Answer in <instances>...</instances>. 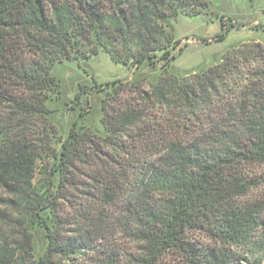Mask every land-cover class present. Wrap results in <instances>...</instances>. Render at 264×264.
Instances as JSON below:
<instances>
[{"label": "trees", "instance_id": "trees-1", "mask_svg": "<svg viewBox=\"0 0 264 264\" xmlns=\"http://www.w3.org/2000/svg\"><path fill=\"white\" fill-rule=\"evenodd\" d=\"M208 9V0H0V185L16 229L0 264L241 261L264 231V201L248 197L253 170L264 169V70L239 74L235 49L192 75L165 70L179 50L170 20ZM99 51L163 72L150 91L138 80L98 86L108 89L102 134L75 122L60 136L47 118L60 94L51 70ZM125 87L137 97L120 104Z\"/></svg>", "mask_w": 264, "mask_h": 264}, {"label": "rangeland", "instance_id": "rangeland-1", "mask_svg": "<svg viewBox=\"0 0 264 264\" xmlns=\"http://www.w3.org/2000/svg\"><path fill=\"white\" fill-rule=\"evenodd\" d=\"M208 1L207 12L197 16L179 14L176 19L170 20L172 37L174 41L179 42V50L175 52L174 59L165 69L166 72L174 75L185 73L192 75V72H200L219 62L222 56L232 49H235L238 55L236 60L240 68L239 74L253 77L257 71L264 70V55L258 56L262 49L257 47V44L264 47V0ZM13 41L12 38L8 39L10 45L14 43ZM161 72L163 71L160 65L151 67L146 64L141 70H134L114 63L104 51H99L90 59L58 63L52 68L51 75L57 81L60 94L48 103V109L53 112L47 118L60 136H66L75 122L96 134H102L101 99L108 89L97 92L98 86L102 85L104 88L106 84L115 81L129 83L138 80L136 83L142 89L150 91L156 85ZM236 78L237 76L234 82H237ZM80 87L86 88L85 93L76 100ZM130 89L132 88L125 87L119 95L120 104H125L129 98L137 97ZM117 103L115 108H119ZM159 109L156 106L152 110L149 109L148 113L150 111L156 113ZM162 120L166 118L162 116ZM184 131L189 130L185 128ZM253 171L256 174L255 183L248 197L264 201V169L258 168ZM7 198L6 189L0 185V213H3L0 219V246L8 245L13 248L16 229L7 211L5 204ZM262 235L264 231L255 233L254 245H250V249L236 253L238 261L241 260L237 264H264ZM42 237L41 230L34 233L36 257L43 252Z\"/></svg>", "mask_w": 264, "mask_h": 264}]
</instances>
